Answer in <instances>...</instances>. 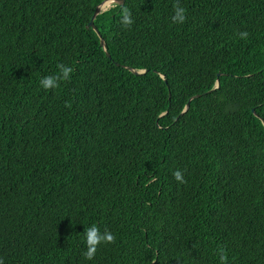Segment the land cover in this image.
Instances as JSON below:
<instances>
[{
    "label": "trees",
    "instance_id": "16d2710c",
    "mask_svg": "<svg viewBox=\"0 0 264 264\" xmlns=\"http://www.w3.org/2000/svg\"><path fill=\"white\" fill-rule=\"evenodd\" d=\"M104 1L0 0V258L264 264V0Z\"/></svg>",
    "mask_w": 264,
    "mask_h": 264
},
{
    "label": "clouds",
    "instance_id": "9594fccd",
    "mask_svg": "<svg viewBox=\"0 0 264 264\" xmlns=\"http://www.w3.org/2000/svg\"><path fill=\"white\" fill-rule=\"evenodd\" d=\"M174 13L175 14L172 16L173 23H183L186 20V9L180 5L179 0H177L176 4L174 5ZM121 23L125 27H130L133 23L132 14L128 8H124L122 10ZM239 36L241 38H247L248 33L240 32ZM58 68V75H49L41 79L40 84L44 89H52L58 87L60 80L70 79L71 73L73 72V69L71 67L65 66L64 64H59ZM66 106L71 107L70 104ZM173 175L178 182L186 183L183 171L176 170ZM85 234L87 251H85L83 255L88 260L94 259L98 246L101 243L114 244L116 242V237L113 233L107 230L104 233H101L100 229L96 225H92L91 227L87 228L85 230ZM219 258L220 264H227L228 256L223 249H221L219 252ZM0 264H4L2 258H0Z\"/></svg>",
    "mask_w": 264,
    "mask_h": 264
},
{
    "label": "water",
    "instance_id": "95a60500",
    "mask_svg": "<svg viewBox=\"0 0 264 264\" xmlns=\"http://www.w3.org/2000/svg\"><path fill=\"white\" fill-rule=\"evenodd\" d=\"M124 2H125V0H105L104 2H102V3L96 8V11H95V13H94V15H93V17H92L90 23H89V27L93 28V29H94V30L100 35L99 30H98V28H97L96 25H95V19L97 18V16H98L100 13H102V12L108 10V9L111 7V6H110V7L107 8L106 6H108V5L112 4V3H119V4L123 5ZM101 44H102V46H103L105 52L107 53V56H110V54H109V52H108V50H107L106 43H105L104 39H102V38H101ZM129 69H131V68H129ZM131 70H132L136 75H141V74H144V73L146 72L145 70H144V71H136V70H133V69H131ZM188 106H189V104L187 105V107H188ZM253 111H254V110H253ZM254 113H255V111H254ZM255 114H256V113H255ZM256 116L259 117V115H257V114H256Z\"/></svg>",
    "mask_w": 264,
    "mask_h": 264
},
{
    "label": "bare ground",
    "instance_id": "6f19581e",
    "mask_svg": "<svg viewBox=\"0 0 264 264\" xmlns=\"http://www.w3.org/2000/svg\"><path fill=\"white\" fill-rule=\"evenodd\" d=\"M112 4H110V5H108V6H106V7H109V6H111Z\"/></svg>",
    "mask_w": 264,
    "mask_h": 264
},
{
    "label": "rangeland",
    "instance_id": "374dc122",
    "mask_svg": "<svg viewBox=\"0 0 264 264\" xmlns=\"http://www.w3.org/2000/svg\"><path fill=\"white\" fill-rule=\"evenodd\" d=\"M110 7V6H109ZM108 8V7H107Z\"/></svg>",
    "mask_w": 264,
    "mask_h": 264
}]
</instances>
